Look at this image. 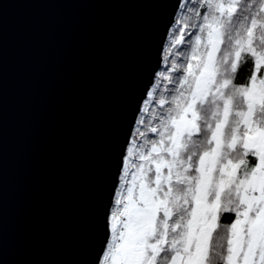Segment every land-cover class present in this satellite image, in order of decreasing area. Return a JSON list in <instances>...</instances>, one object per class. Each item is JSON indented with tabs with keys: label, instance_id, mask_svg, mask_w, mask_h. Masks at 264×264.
<instances>
[{
	"label": "snow or ice",
	"instance_id": "obj_1",
	"mask_svg": "<svg viewBox=\"0 0 264 264\" xmlns=\"http://www.w3.org/2000/svg\"><path fill=\"white\" fill-rule=\"evenodd\" d=\"M164 9L111 116L73 264H264V0Z\"/></svg>",
	"mask_w": 264,
	"mask_h": 264
},
{
	"label": "water",
	"instance_id": "obj_2",
	"mask_svg": "<svg viewBox=\"0 0 264 264\" xmlns=\"http://www.w3.org/2000/svg\"><path fill=\"white\" fill-rule=\"evenodd\" d=\"M171 0H0V264H73L111 116Z\"/></svg>",
	"mask_w": 264,
	"mask_h": 264
},
{
	"label": "trees",
	"instance_id": "obj_3",
	"mask_svg": "<svg viewBox=\"0 0 264 264\" xmlns=\"http://www.w3.org/2000/svg\"><path fill=\"white\" fill-rule=\"evenodd\" d=\"M253 66V61L249 57L246 61L242 62L239 66V70L236 76L237 82H246L248 77L250 76L251 70ZM259 75V73H258ZM254 159V158H253ZM221 264V262H220Z\"/></svg>",
	"mask_w": 264,
	"mask_h": 264
},
{
	"label": "rangeland",
	"instance_id": "obj_4",
	"mask_svg": "<svg viewBox=\"0 0 264 264\" xmlns=\"http://www.w3.org/2000/svg\"><path fill=\"white\" fill-rule=\"evenodd\" d=\"M221 264H222V262H221Z\"/></svg>",
	"mask_w": 264,
	"mask_h": 264
}]
</instances>
